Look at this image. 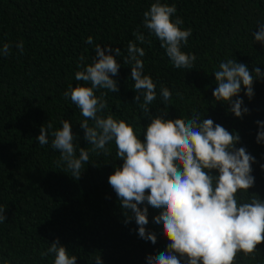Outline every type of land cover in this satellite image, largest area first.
<instances>
[{
	"label": "trees",
	"instance_id": "16d2710c",
	"mask_svg": "<svg viewBox=\"0 0 264 264\" xmlns=\"http://www.w3.org/2000/svg\"><path fill=\"white\" fill-rule=\"evenodd\" d=\"M154 2L0 0V48L11 45L10 54L0 56V206L6 208V220L0 223V264H54V254L42 253L57 238L69 255L77 257L76 264H95L97 256L103 264H148L149 255L166 251L169 241L154 223L158 213L146 202L140 207H148L146 229L156 235L155 245L138 236L134 216L124 223L125 210L108 183V177L123 164L116 146L114 142L108 145L110 155L92 153L80 126L84 118L64 95L78 85L90 86L77 81L75 73L82 70L78 65L93 63L97 44L106 54L108 47L114 56L116 48L121 50L116 57L121 67L113 77L119 91H96L98 97L107 93V108L100 115L124 120L141 140L155 116L174 120L198 113L201 119H212L239 134L236 147H244L255 157L251 165L254 186L243 192L241 202H250L252 195L264 200V141H256V121H264V78L255 80L251 99L243 87L239 97L233 98L243 99L249 109L242 118L235 117L230 104L213 97L214 71L222 61L233 59L245 63L250 72L259 67L264 73V45L253 35L264 23V0H161L175 5L172 19L182 18V29H191L181 49L196 56L191 69L175 68L159 39L144 27V12ZM136 31L146 37L145 43L136 41ZM89 36L92 44L86 43ZM21 40L23 54L15 46ZM130 41L144 49L143 72L156 83L150 114L133 101L137 93L131 64L124 63ZM162 86L172 94L166 114L160 111L165 107ZM63 120L70 122L77 136V155L79 148L89 151V163L79 179L64 172L63 165L57 166L60 153L51 147V131L60 129ZM49 122L53 125L49 144L41 146L36 137ZM256 247L255 258L238 253L235 264H264V243Z\"/></svg>",
	"mask_w": 264,
	"mask_h": 264
},
{
	"label": "clouds",
	"instance_id": "9594fccd",
	"mask_svg": "<svg viewBox=\"0 0 264 264\" xmlns=\"http://www.w3.org/2000/svg\"><path fill=\"white\" fill-rule=\"evenodd\" d=\"M175 5L169 6L161 0H155L149 10L144 12L143 25L160 41L167 56L177 69H191L196 56L183 52L182 46L188 43L191 29H182L183 20L175 16ZM136 41L145 43L146 37L136 31ZM256 42L264 45V23L259 24V31L253 33ZM87 44L93 43L89 36ZM150 44L151 41L148 40ZM23 54L24 44L16 45ZM108 47L107 52L99 44L95 47L93 63L82 67L75 73L77 81L90 83V86L70 88L64 93L79 108L83 121L84 140L91 145L92 153L111 154L108 145L114 142L116 155L123 161L108 177L125 210L127 224L135 219L138 236L155 245L156 235L147 231V203L158 214L154 223L163 229L169 241L166 251L147 257L148 264H235L238 253L255 258L257 245L264 243V200L252 195L250 202L244 200L243 192L254 186L251 165L255 157L247 153L244 147H236L240 141L237 133L229 132L212 119H201L193 113L188 119H165L155 116L144 131V139L124 120H117L111 114L100 115L106 108V92L98 97L96 91L106 89L118 92V83L113 79L121 67L116 59L121 50ZM11 45L5 43L0 48V56H7ZM125 64H131V79L134 81V103L139 104L144 113L150 114L149 105L156 100V83L143 72L145 56L142 47L130 41L127 47ZM85 57L80 56L83 61ZM216 88L213 97L217 102L230 104V111L237 118L249 112L243 106L239 94L243 89L251 99L254 95V82L264 78L260 68L254 73L245 63L228 59L219 64L214 71ZM167 87H161L160 96L165 105L160 110L167 113L171 99ZM141 98L143 103L141 104ZM89 121H92L91 125ZM259 126L256 141H264V121H256ZM41 126L36 140L41 146L49 144V130ZM51 147L60 153L57 166H64V172H70L74 179H79L84 165L89 163V151L75 144L76 135L68 120H63L62 127L51 131ZM264 167V165H262ZM217 172L216 175L212 171ZM243 190V191H241ZM238 192L240 195H238ZM5 210L0 206V223L6 220ZM54 254V264H76L77 257L69 255L66 247L59 245V238L51 244L42 256ZM95 264H103L100 256Z\"/></svg>",
	"mask_w": 264,
	"mask_h": 264
}]
</instances>
